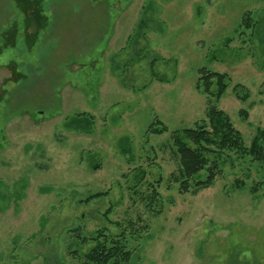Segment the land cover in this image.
I'll list each match as a JSON object with an SVG mask.
<instances>
[{"label": "rangeland", "instance_id": "374dc122", "mask_svg": "<svg viewBox=\"0 0 264 264\" xmlns=\"http://www.w3.org/2000/svg\"><path fill=\"white\" fill-rule=\"evenodd\" d=\"M213 107L264 130V0H0V264H84L100 233L131 264H264L260 164L176 181Z\"/></svg>", "mask_w": 264, "mask_h": 264}, {"label": "trees", "instance_id": "16d2710c", "mask_svg": "<svg viewBox=\"0 0 264 264\" xmlns=\"http://www.w3.org/2000/svg\"><path fill=\"white\" fill-rule=\"evenodd\" d=\"M248 20L245 21L247 24ZM205 80V90L210 92L212 80L217 79L219 97L226 90L225 75L201 69ZM205 91V92H206ZM209 122H197L193 128L184 129L175 138L178 148L180 168L176 181L180 184V192L190 193L213 186L220 174L218 161H211L207 155L223 152H235L243 157L249 156L260 164L264 171V130L258 129L251 145L246 146L241 133L234 127L230 119L213 107L207 115ZM191 143L195 147H191ZM213 148L215 150H213ZM217 149V150H216ZM205 173V179L192 180ZM258 190V189H255ZM254 192V191H253ZM96 245L84 255V264H131L133 251L128 247L124 237L98 234L94 239Z\"/></svg>", "mask_w": 264, "mask_h": 264}]
</instances>
